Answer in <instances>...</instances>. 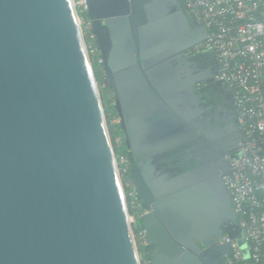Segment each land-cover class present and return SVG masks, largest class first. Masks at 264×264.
<instances>
[{"label":"water","instance_id":"1","mask_svg":"<svg viewBox=\"0 0 264 264\" xmlns=\"http://www.w3.org/2000/svg\"><path fill=\"white\" fill-rule=\"evenodd\" d=\"M85 3L148 264L231 256L223 234L247 257L223 182V149L242 140L235 101L211 48L188 52L204 29L178 0ZM0 264H140L72 0H0Z\"/></svg>","mask_w":264,"mask_h":264},{"label":"built area","instance_id":"2","mask_svg":"<svg viewBox=\"0 0 264 264\" xmlns=\"http://www.w3.org/2000/svg\"><path fill=\"white\" fill-rule=\"evenodd\" d=\"M72 3L92 68L96 65L103 72L89 20L81 15L86 12L85 0ZM181 3L188 18L206 33V38L191 49L211 48L220 68L217 77L231 89L242 132L239 156L230 161L232 177L223 176V182L243 229L248 256L227 234L219 241L231 242L232 255H227V264H264V0H181ZM118 139L124 140L123 134ZM113 152L134 239L144 245L145 230L136 226V218L141 219L144 211L131 179L127 178L128 157ZM132 210H136V216ZM139 261L148 264V259L139 257Z\"/></svg>","mask_w":264,"mask_h":264},{"label":"trees","instance_id":"3","mask_svg":"<svg viewBox=\"0 0 264 264\" xmlns=\"http://www.w3.org/2000/svg\"><path fill=\"white\" fill-rule=\"evenodd\" d=\"M178 2L180 3L181 7H183L181 0H178ZM81 15L86 21H88L86 12H82ZM90 32H92V30H90ZM93 70H94V75H95L96 82L98 84V88L100 92V97H101V101L103 105V110H104V114L106 118V123L108 127V132H109L112 148L115 152H121V153L127 154L124 140L118 139L119 136L122 135L119 124L117 121H113V119L118 117L114 109L113 92L110 88L107 87L106 80H105L104 74L101 71V69L97 67L96 65H94ZM127 178L129 180L131 179L129 175H127ZM131 213H133L135 216L137 215L136 210H132ZM136 226L138 228L142 227L140 218L138 217L136 218ZM138 251L143 260L148 259V254L146 252L144 245H139Z\"/></svg>","mask_w":264,"mask_h":264},{"label":"flooded vegetation","instance_id":"4","mask_svg":"<svg viewBox=\"0 0 264 264\" xmlns=\"http://www.w3.org/2000/svg\"><path fill=\"white\" fill-rule=\"evenodd\" d=\"M189 52L191 53V52H195V51L193 49H191ZM207 67L212 68V65L210 64ZM213 77H214L213 82H215V80H217L218 77H217V75H215ZM203 85H207V83L201 82L199 84V86H203ZM212 95H213L214 99L218 102H227V101H230L232 99V96L230 95V93L228 91H226L222 86L213 87ZM240 145H241V141L239 142V144L236 148L229 147L228 149H225V148L223 149L224 150L223 156L229 162V164H230V161L232 159L233 153L239 150ZM140 209H141V207H140ZM218 243L222 244L225 242L219 241ZM198 245L200 246V248H202V249L204 248V246L202 244L198 243ZM208 260H209L208 263H205V264H227L228 256H227V254H225L224 257H220V255L218 253H211L209 255Z\"/></svg>","mask_w":264,"mask_h":264},{"label":"rangeland","instance_id":"5","mask_svg":"<svg viewBox=\"0 0 264 264\" xmlns=\"http://www.w3.org/2000/svg\"><path fill=\"white\" fill-rule=\"evenodd\" d=\"M104 74V73H103ZM113 121H118V117L117 118H115V119H113ZM141 240H139V243H138V240H136L135 242H136V246H137V248H138V246L139 245H143V242H140ZM139 257H141V255H140V253H139Z\"/></svg>","mask_w":264,"mask_h":264}]
</instances>
